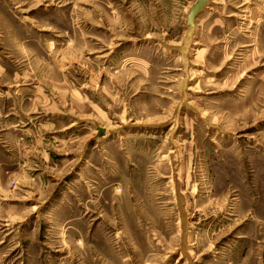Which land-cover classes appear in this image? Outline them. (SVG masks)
<instances>
[{
	"label": "rangeland",
	"instance_id": "374dc122",
	"mask_svg": "<svg viewBox=\"0 0 264 264\" xmlns=\"http://www.w3.org/2000/svg\"><path fill=\"white\" fill-rule=\"evenodd\" d=\"M194 1L0 0V264H264V0Z\"/></svg>",
	"mask_w": 264,
	"mask_h": 264
},
{
	"label": "water",
	"instance_id": "95a60500",
	"mask_svg": "<svg viewBox=\"0 0 264 264\" xmlns=\"http://www.w3.org/2000/svg\"><path fill=\"white\" fill-rule=\"evenodd\" d=\"M205 0H195L193 4L190 6L188 11V19L190 20L194 14L201 8V6L204 4Z\"/></svg>",
	"mask_w": 264,
	"mask_h": 264
},
{
	"label": "bare ground",
	"instance_id": "6f19581e",
	"mask_svg": "<svg viewBox=\"0 0 264 264\" xmlns=\"http://www.w3.org/2000/svg\"><path fill=\"white\" fill-rule=\"evenodd\" d=\"M207 0L204 1V3H206ZM175 156V155H174ZM172 159V158H171ZM173 171V170H172ZM178 174V173H177ZM178 183V182H177ZM180 187V186H179ZM178 195V194H177ZM179 208V207H178ZM183 228V227H182ZM183 251V250H182ZM185 251V250H184ZM187 252V251H186ZM187 254V253H185ZM189 258V257H188Z\"/></svg>",
	"mask_w": 264,
	"mask_h": 264
}]
</instances>
